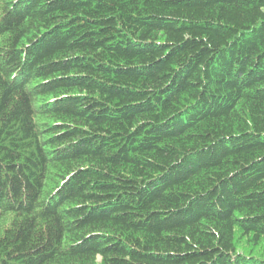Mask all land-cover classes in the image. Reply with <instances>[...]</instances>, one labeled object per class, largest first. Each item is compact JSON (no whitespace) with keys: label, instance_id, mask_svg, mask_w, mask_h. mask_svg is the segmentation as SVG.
I'll list each match as a JSON object with an SVG mask.
<instances>
[{"label":"trees","instance_id":"1","mask_svg":"<svg viewBox=\"0 0 264 264\" xmlns=\"http://www.w3.org/2000/svg\"><path fill=\"white\" fill-rule=\"evenodd\" d=\"M264 0H0V264H264Z\"/></svg>","mask_w":264,"mask_h":264},{"label":"rangeland","instance_id":"2","mask_svg":"<svg viewBox=\"0 0 264 264\" xmlns=\"http://www.w3.org/2000/svg\"><path fill=\"white\" fill-rule=\"evenodd\" d=\"M249 238L239 237L237 247L240 252L251 253L257 257L264 256V241L259 247H255L249 243Z\"/></svg>","mask_w":264,"mask_h":264}]
</instances>
